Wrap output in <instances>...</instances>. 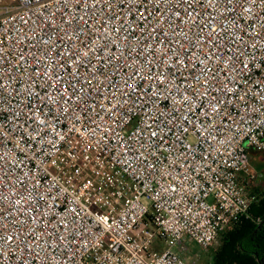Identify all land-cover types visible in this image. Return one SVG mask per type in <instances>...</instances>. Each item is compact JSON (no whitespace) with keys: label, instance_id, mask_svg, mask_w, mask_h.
Instances as JSON below:
<instances>
[{"label":"built area","instance_id":"built-area-1","mask_svg":"<svg viewBox=\"0 0 264 264\" xmlns=\"http://www.w3.org/2000/svg\"><path fill=\"white\" fill-rule=\"evenodd\" d=\"M248 149L264 0H0V264H190L248 216Z\"/></svg>","mask_w":264,"mask_h":264},{"label":"trees","instance_id":"trees-1","mask_svg":"<svg viewBox=\"0 0 264 264\" xmlns=\"http://www.w3.org/2000/svg\"><path fill=\"white\" fill-rule=\"evenodd\" d=\"M254 194L248 216L220 233L210 264H264V192Z\"/></svg>","mask_w":264,"mask_h":264},{"label":"rangeland","instance_id":"rangeland-1","mask_svg":"<svg viewBox=\"0 0 264 264\" xmlns=\"http://www.w3.org/2000/svg\"><path fill=\"white\" fill-rule=\"evenodd\" d=\"M252 156L249 157L250 166L252 167L255 178L249 183V191L260 195L264 192V151L262 152H252ZM185 245L188 250L184 253L190 264H210L213 259V251H205L200 249L199 246L194 244L192 241H185ZM158 251H161L164 248V245H161ZM217 248V247H216ZM215 248V249H216ZM214 249V250H215Z\"/></svg>","mask_w":264,"mask_h":264},{"label":"crops","instance_id":"crops-1","mask_svg":"<svg viewBox=\"0 0 264 264\" xmlns=\"http://www.w3.org/2000/svg\"><path fill=\"white\" fill-rule=\"evenodd\" d=\"M252 152H254L252 149L247 150L248 157L252 156V154H251Z\"/></svg>","mask_w":264,"mask_h":264}]
</instances>
